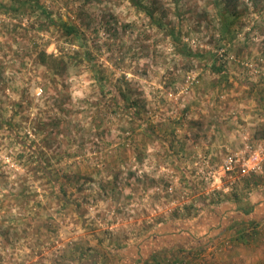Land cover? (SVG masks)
<instances>
[{"label":"rangeland","instance_id":"1","mask_svg":"<svg viewBox=\"0 0 264 264\" xmlns=\"http://www.w3.org/2000/svg\"><path fill=\"white\" fill-rule=\"evenodd\" d=\"M259 147L264 0H0V264H264Z\"/></svg>","mask_w":264,"mask_h":264},{"label":"trees","instance_id":"2","mask_svg":"<svg viewBox=\"0 0 264 264\" xmlns=\"http://www.w3.org/2000/svg\"><path fill=\"white\" fill-rule=\"evenodd\" d=\"M223 1H224L226 6L230 5L231 0H223ZM135 4L146 15H148L151 18H153L154 12H153V10L151 9L150 6L149 7H145L141 3H138V4L135 3ZM78 30H79L78 27L76 25H73V24H63L62 25V33L64 34V36L71 37L72 39L76 38V34H77ZM65 58L66 57H64V56L56 57L54 55L47 54L45 51H41V52H39L36 55V62L39 65L47 68L49 71L54 72V74L62 76V75H64L66 73L69 64L72 63V61L69 62V60L73 59V58H70V59L69 58L65 59ZM213 71L216 72V73H220L221 72L220 69H217V68H214ZM120 95L123 96V100H126V97H124L125 95L123 93H120ZM130 104H131V106H130L131 108H134V106H136L132 101L130 102ZM144 132H145V135H148L150 133V132H147L146 129H144ZM36 170L39 171L40 173H42L49 181H51V175H50L51 173L47 171V167L46 166H43L41 163H38L36 165ZM62 192L63 191H61L59 189V192L57 193V195L58 196H60V195L63 196L64 194ZM235 206H236L237 213L234 214L233 217L231 216L229 218L231 220H235L236 219V224H244V223H249V224L250 223L251 224L252 223H257L258 224L259 223L258 221H260L261 218H262V216L259 213L260 210H259V212L257 211L258 209H256L254 211V206L250 205L248 202L236 203ZM261 213H262V211H261ZM230 214L231 213H227V211L224 212V215L227 216V218H228V216H230ZM209 215H210L209 222H210V226L211 227H212L213 221H214V223L218 222V225L215 228L216 231L218 229L220 231L222 229H224L225 226L227 225V223L230 221V219L229 220H226V219L222 220V218L220 217L222 215L221 212H216V213L211 212ZM166 226L169 227L168 224ZM213 230H214V227L210 228L207 233L212 234ZM173 231L175 232V235H173V237H174L175 240H177V243L189 242L190 241V237H189L190 234L188 233V231H186V233L185 232L184 233H180V230H178V231L173 230ZM169 237H170V232L169 233H164L163 235H161L159 237V239L155 243H153V246L156 244L155 247L158 246L157 248H161V246H163V248L165 247L164 250L168 249V246L171 245L170 244L171 240H170ZM185 251L186 252H188V251L190 252V250H184L182 248L178 250V252H185ZM157 264H159V263H157ZM170 264H178V263H177V261H174L173 263H170Z\"/></svg>","mask_w":264,"mask_h":264},{"label":"built area","instance_id":"3","mask_svg":"<svg viewBox=\"0 0 264 264\" xmlns=\"http://www.w3.org/2000/svg\"><path fill=\"white\" fill-rule=\"evenodd\" d=\"M264 160V147H259L256 151L251 152V155L243 159L240 163L241 173L247 174L248 172H257L261 167V161ZM239 163V159H236L234 155L228 157L224 162L223 172H231L235 166Z\"/></svg>","mask_w":264,"mask_h":264},{"label":"crops","instance_id":"4","mask_svg":"<svg viewBox=\"0 0 264 264\" xmlns=\"http://www.w3.org/2000/svg\"><path fill=\"white\" fill-rule=\"evenodd\" d=\"M197 228H198V226H197ZM190 237V236H189Z\"/></svg>","mask_w":264,"mask_h":264}]
</instances>
